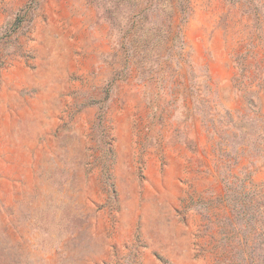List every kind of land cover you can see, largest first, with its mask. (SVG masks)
I'll return each instance as SVG.
<instances>
[{
  "label": "rangeland",
  "instance_id": "rangeland-1",
  "mask_svg": "<svg viewBox=\"0 0 264 264\" xmlns=\"http://www.w3.org/2000/svg\"><path fill=\"white\" fill-rule=\"evenodd\" d=\"M0 264H264V0H0Z\"/></svg>",
  "mask_w": 264,
  "mask_h": 264
}]
</instances>
